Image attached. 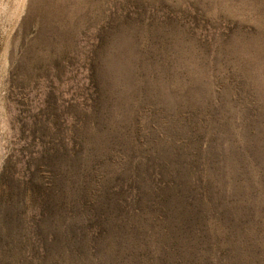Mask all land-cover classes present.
I'll return each mask as SVG.
<instances>
[{"label": "rangeland", "instance_id": "rangeland-1", "mask_svg": "<svg viewBox=\"0 0 264 264\" xmlns=\"http://www.w3.org/2000/svg\"><path fill=\"white\" fill-rule=\"evenodd\" d=\"M0 264H264V0H0Z\"/></svg>", "mask_w": 264, "mask_h": 264}]
</instances>
